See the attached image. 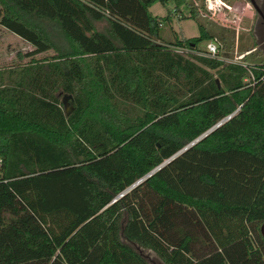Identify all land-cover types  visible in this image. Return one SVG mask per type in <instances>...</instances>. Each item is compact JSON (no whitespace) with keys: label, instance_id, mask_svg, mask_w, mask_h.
Returning a JSON list of instances; mask_svg holds the SVG:
<instances>
[{"label":"trees","instance_id":"1","mask_svg":"<svg viewBox=\"0 0 264 264\" xmlns=\"http://www.w3.org/2000/svg\"><path fill=\"white\" fill-rule=\"evenodd\" d=\"M155 2L199 17L188 0H0L33 46L0 68V264H152L135 246L164 264H264V79L157 43ZM200 31L168 42L199 50L214 39Z\"/></svg>","mask_w":264,"mask_h":264},{"label":"rangeland","instance_id":"2","mask_svg":"<svg viewBox=\"0 0 264 264\" xmlns=\"http://www.w3.org/2000/svg\"><path fill=\"white\" fill-rule=\"evenodd\" d=\"M188 1L199 12L197 20L189 18L191 6L188 5L181 6V11L176 8L175 2L166 5L155 2L151 6V11L155 16H169V20L163 21L161 24L162 38H157V43L173 46L168 41H173L177 38L186 39L199 36L201 23L212 32L214 39L201 42L198 47L200 50H204L208 42L213 41L218 46V57L225 63L239 61L253 66L264 59V26L262 19L257 16L250 0H220L227 5V8L220 12H218V7L210 9L208 0H205L206 8L203 7V0ZM257 1L259 4L261 2L264 3V0ZM248 4H250V7ZM1 14L0 68L28 62L29 58H22L19 54L31 51L33 46L8 30L4 26V21L2 22ZM97 26L100 30H103L106 28L107 22H99ZM51 54H54V51L51 50L36 57L42 58ZM63 96L61 99H63ZM71 106H73L72 102L69 104V107ZM135 247L152 264H164L154 251L138 246Z\"/></svg>","mask_w":264,"mask_h":264},{"label":"water","instance_id":"3","mask_svg":"<svg viewBox=\"0 0 264 264\" xmlns=\"http://www.w3.org/2000/svg\"><path fill=\"white\" fill-rule=\"evenodd\" d=\"M209 3V8L210 9H214L215 7H218V12L222 11L225 9V4L218 2V0H208ZM250 3L253 5V7L255 8V10H259L255 0H250ZM260 14L263 15V13L261 11H259ZM218 85L220 86V80L217 79ZM73 96L71 94H64L63 96V104L66 110V114L69 116L72 111L74 110V106L69 107V104L72 102ZM237 111L233 112L232 114L228 115L227 117H225L223 120H221L220 122H218L215 126H213L211 129H209L207 132H205L204 134H202L201 136H199L197 139H195L194 141H192L191 143H189L188 145H186L183 149H181L179 152H177L176 154H174L171 158L167 159L165 162H163L162 164H160L158 167H156L154 170H152L150 173H148L146 176H144L143 178H141L140 180H138L135 184H133L132 186L128 187L124 192H122L116 199H118L119 197L123 196L124 194H126L127 192H129L131 189H133L134 187H136L137 185H139L140 183H142L144 180H146L148 177H150L151 175H153L156 171H158L159 169H161L163 166L167 165L169 162H171L174 158H176L177 156H179L180 154H182L184 151H186L187 149H189L191 146H193L195 143H197L198 141H200L202 138H204L205 136H207L209 133H211L212 131H214L215 129H217L219 126H221L222 124H224L226 121H228L231 117H233V115L236 114Z\"/></svg>","mask_w":264,"mask_h":264},{"label":"built area","instance_id":"4","mask_svg":"<svg viewBox=\"0 0 264 264\" xmlns=\"http://www.w3.org/2000/svg\"><path fill=\"white\" fill-rule=\"evenodd\" d=\"M218 2H221V1L218 0ZM221 3H223V2H221ZM223 4H225V3H223ZM248 6L250 7V4H248ZM225 8H227L226 4H225ZM215 9H216V7H215ZM170 47L174 51L181 53V54H184V55L198 54V55H204V56H209V57H213V58H219L218 57V46L213 41L208 42V44L206 45V48L204 50H200V49L194 50L190 47H183V46H170ZM235 63H239L248 69L249 76L245 79V81L249 82L251 85H254L256 82L264 79V75H262L261 78L257 80V78L255 77V74H254V70L264 71V67L261 63H257L256 65H253V66H250V65L246 64L245 62L236 61Z\"/></svg>","mask_w":264,"mask_h":264},{"label":"flooded vegetation","instance_id":"5","mask_svg":"<svg viewBox=\"0 0 264 264\" xmlns=\"http://www.w3.org/2000/svg\"><path fill=\"white\" fill-rule=\"evenodd\" d=\"M255 2H256V5H257V7H258V11L257 10H255L256 11V13H257V16L260 18V19H262V23H263V26H264V3H258V1L257 0H255ZM263 7V8H262ZM255 9V8H254ZM259 11H261L262 13H263V15L262 14H260L259 13ZM262 231H263V234H264V224H263V227H262Z\"/></svg>","mask_w":264,"mask_h":264},{"label":"crops","instance_id":"6","mask_svg":"<svg viewBox=\"0 0 264 264\" xmlns=\"http://www.w3.org/2000/svg\"><path fill=\"white\" fill-rule=\"evenodd\" d=\"M0 13H2L3 14V9L0 7ZM2 14H1V16H2ZM2 19H4V18H2ZM3 21H5V20H2V22ZM4 23V22H3ZM21 38V37H20ZM21 39H23V38H21ZM24 40V39H23ZM27 42V41H26ZM28 44H30L29 42H27ZM31 45V44H30Z\"/></svg>","mask_w":264,"mask_h":264}]
</instances>
